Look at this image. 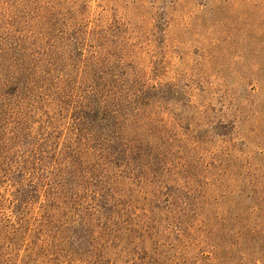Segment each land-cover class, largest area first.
<instances>
[{"label": "trees", "instance_id": "trees-1", "mask_svg": "<svg viewBox=\"0 0 264 264\" xmlns=\"http://www.w3.org/2000/svg\"><path fill=\"white\" fill-rule=\"evenodd\" d=\"M13 30L0 25V264H264V170L248 207L203 200L170 155L184 138L124 119L112 72L71 77Z\"/></svg>", "mask_w": 264, "mask_h": 264}, {"label": "rangeland", "instance_id": "rangeland-1", "mask_svg": "<svg viewBox=\"0 0 264 264\" xmlns=\"http://www.w3.org/2000/svg\"><path fill=\"white\" fill-rule=\"evenodd\" d=\"M6 22L71 77L86 63L112 72L124 119L184 138L170 155L203 200L250 206L264 170V0H0ZM126 185L138 213L150 183Z\"/></svg>", "mask_w": 264, "mask_h": 264}]
</instances>
